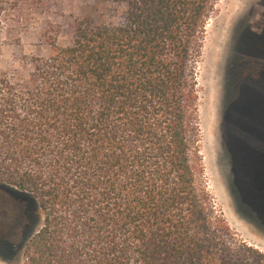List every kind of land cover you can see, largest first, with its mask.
<instances>
[{
    "label": "trees",
    "instance_id": "1",
    "mask_svg": "<svg viewBox=\"0 0 264 264\" xmlns=\"http://www.w3.org/2000/svg\"><path fill=\"white\" fill-rule=\"evenodd\" d=\"M24 0H0V38ZM0 72V183L43 216L25 264H264L200 183L196 65L216 0H115ZM14 251V248H10Z\"/></svg>",
    "mask_w": 264,
    "mask_h": 264
},
{
    "label": "rangeland",
    "instance_id": "2",
    "mask_svg": "<svg viewBox=\"0 0 264 264\" xmlns=\"http://www.w3.org/2000/svg\"><path fill=\"white\" fill-rule=\"evenodd\" d=\"M249 0H216L203 29L196 65L198 95L194 120L196 156L203 167L204 185L215 211L236 237L264 251V90L258 100L241 101L246 88L237 65L224 70L225 50L238 16ZM126 5L115 0H24L0 38V72L26 76L25 58L49 57L50 41L72 42L76 21L84 17L118 25ZM253 26L264 20V6L252 13ZM235 100L227 109L228 100ZM255 110L257 116L255 115ZM31 206V205H30ZM34 228L14 251L0 246V264H25V249L41 229L43 216L35 207ZM3 254V255H1Z\"/></svg>",
    "mask_w": 264,
    "mask_h": 264
},
{
    "label": "flooded vegetation",
    "instance_id": "3",
    "mask_svg": "<svg viewBox=\"0 0 264 264\" xmlns=\"http://www.w3.org/2000/svg\"><path fill=\"white\" fill-rule=\"evenodd\" d=\"M264 0H249L231 30L225 50L224 70L237 65L242 71V86L246 88L241 101L258 100L259 85L264 90V20L254 26L252 13ZM235 100H228L229 109ZM256 117V110L255 114ZM32 207L16 191L0 183V246L16 248L22 244L34 228ZM4 248V247H0ZM1 252V251H0ZM3 255V254H1Z\"/></svg>",
    "mask_w": 264,
    "mask_h": 264
}]
</instances>
